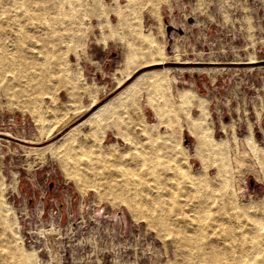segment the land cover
<instances>
[{"label": "rangeland", "instance_id": "1", "mask_svg": "<svg viewBox=\"0 0 264 264\" xmlns=\"http://www.w3.org/2000/svg\"><path fill=\"white\" fill-rule=\"evenodd\" d=\"M136 8L144 14L143 22L130 15L131 24L119 31L103 33L96 16L92 22L85 17L91 23L85 26L84 46L64 51L66 73L79 82L74 81L75 88L51 85V91L60 95L58 107L49 106L48 95L47 102L39 104L35 98L12 96L0 88V196L10 207L5 217L0 216V233L21 248L15 262L25 251L28 264H208L198 258L185 261L167 228L136 214L127 202L114 200L123 195L110 194L98 177L85 172L81 161L62 162L44 151L75 129L74 136L87 143L78 154L89 149L96 155L102 147L115 145L130 158L135 147H149L161 136L169 139L174 121L182 124L188 116L201 115L197 108L185 107L184 113H166L158 124L148 98L169 109L187 89L207 97L203 127L226 143L220 154L205 152L208 176L218 177V171L220 178L231 176L239 204L258 208L264 204V170L246 141L252 133L264 146V0H134L131 9ZM151 27L163 30L157 37L165 43L164 62L151 64L153 58L143 55L127 61L131 33H126L135 28L132 34H144L153 31ZM137 65L141 68L118 86L113 72ZM158 68L167 71L166 81L135 88V100L120 104L108 117L110 126L103 136L94 137L89 116L140 74ZM96 84L99 102L86 110L93 99L88 89ZM24 105H35V111ZM142 120L156 123L155 134L141 131ZM196 137V131L183 128L179 145L173 142L181 165L194 172L202 170V158L194 149Z\"/></svg>", "mask_w": 264, "mask_h": 264}, {"label": "bare ground", "instance_id": "2", "mask_svg": "<svg viewBox=\"0 0 264 264\" xmlns=\"http://www.w3.org/2000/svg\"><path fill=\"white\" fill-rule=\"evenodd\" d=\"M133 1L0 0V88L12 96L27 95L35 98L39 104L47 102L44 95H48L51 100L49 106L52 104L58 107L55 102L60 95L51 91L52 84L57 88L68 85L74 87V81H78L77 76L66 73L68 59L64 51L86 42L85 26L92 22V16L98 18L97 23L103 33L109 30L119 31L123 26H128L131 24L128 20L130 15L143 22L142 11L131 9ZM87 15L91 22L85 21ZM159 18L163 21L162 14ZM132 31L126 34H132ZM161 31L163 30L157 29L144 34H129L130 55L127 61H136L143 55L153 58L151 64L163 63L165 43L157 37ZM140 68L137 65L132 70L128 69L129 71L120 70L119 74L118 71L113 72L118 86ZM167 74L162 68L145 71L119 94L99 106L88 118V122L93 124L94 137L103 136L110 126L107 123L108 117L116 112L120 104L126 100H135V88L161 85L166 81ZM93 87L92 90L91 86L88 89L93 99L86 110L96 107L99 102L100 86L96 84L94 89ZM178 98L176 105L170 98L174 104L172 101L169 109L159 107L157 102L148 98L147 103L154 105L158 124L165 121L166 113H184L185 107H195L201 115L188 116L182 124L174 121L173 135L169 139L161 136L150 143V148L144 145L135 147L130 158L127 157L128 153L115 145L102 147L96 155L89 149L84 155L78 154V150L86 147L87 143L74 136L75 129L64 133L44 151H49L52 157L59 158L62 162L81 161L85 172L98 177L110 194L115 192L123 195L113 198L114 200L127 202L136 214H144L162 228H167L185 261L198 258L208 264H264V204L261 208L253 204L243 206L238 202L239 193L232 187L231 176L220 178V171L216 174L218 177L208 176L209 162L204 157L205 152L220 154L226 143L213 137L203 127L202 122L205 120L202 119L205 118L202 117L208 114L207 97L187 89ZM23 107L33 111L36 108L35 105L34 108L30 105ZM142 116L145 114L142 113ZM141 122V131L145 135L155 134L152 126L156 123ZM183 128L193 129L197 133L194 149L195 154L202 158L201 171L194 172L189 167H183L178 153L173 152V142L178 144L177 139L179 140ZM246 141L247 147L254 152L264 170V146H259L252 133L247 136ZM261 176L264 181V175ZM140 206L145 209H142L143 212L139 210ZM9 210L8 203L0 196V216L5 217ZM3 233H0V264H28L29 256L25 251L20 252V262L14 261L13 258L21 248L9 241Z\"/></svg>", "mask_w": 264, "mask_h": 264}, {"label": "water", "instance_id": "3", "mask_svg": "<svg viewBox=\"0 0 264 264\" xmlns=\"http://www.w3.org/2000/svg\"><path fill=\"white\" fill-rule=\"evenodd\" d=\"M189 141L187 140V143H188Z\"/></svg>", "mask_w": 264, "mask_h": 264}]
</instances>
